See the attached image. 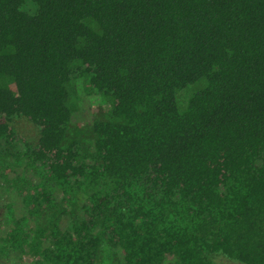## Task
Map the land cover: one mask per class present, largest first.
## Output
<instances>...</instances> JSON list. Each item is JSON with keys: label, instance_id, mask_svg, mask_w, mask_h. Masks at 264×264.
I'll return each mask as SVG.
<instances>
[{"label": "trees", "instance_id": "16d2710c", "mask_svg": "<svg viewBox=\"0 0 264 264\" xmlns=\"http://www.w3.org/2000/svg\"><path fill=\"white\" fill-rule=\"evenodd\" d=\"M215 254L264 264V0H0V264Z\"/></svg>", "mask_w": 264, "mask_h": 264}, {"label": "rangeland", "instance_id": "374dc122", "mask_svg": "<svg viewBox=\"0 0 264 264\" xmlns=\"http://www.w3.org/2000/svg\"><path fill=\"white\" fill-rule=\"evenodd\" d=\"M24 9L33 12L35 11L36 6L30 3H27L26 5H24ZM102 108L103 107L101 104L97 102H93L92 106H90L89 108H86L85 118L88 119L90 118L91 115L95 116L99 114ZM15 127L20 134L30 138L31 140H35L38 137L39 132H40V128L36 126L35 124H32L26 118L18 119L15 122ZM212 257L218 264H248L246 262H238L237 260H233L224 255H219V254H215Z\"/></svg>", "mask_w": 264, "mask_h": 264}]
</instances>
